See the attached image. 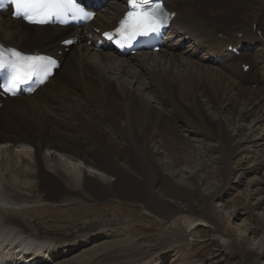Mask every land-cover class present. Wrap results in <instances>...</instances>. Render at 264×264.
Listing matches in <instances>:
<instances>
[{
	"label": "bare ground",
	"instance_id": "bare-ground-1",
	"mask_svg": "<svg viewBox=\"0 0 264 264\" xmlns=\"http://www.w3.org/2000/svg\"><path fill=\"white\" fill-rule=\"evenodd\" d=\"M256 1L262 5L257 15L236 12L232 19V12L227 20L220 17L224 11L219 15L212 9L214 4L203 15L205 11H199L202 7L196 0H169L167 8L175 14L170 29L177 42L170 40L157 53H136L131 58H121L107 47L97 52L87 46L88 41L95 43L100 37L95 30L112 29L126 10L116 0L98 11L85 34L26 26L11 20L8 12H0V41L5 45L52 52L61 50L58 43L64 36L77 38V45L62 55L56 78L30 96L2 101L0 248L6 249L0 264H50L92 243L95 234L73 243L41 235L29 217L23 216L27 207L42 201L41 194L52 199L66 190L61 185L67 181L77 185L82 181V189L93 199L140 196L149 200L156 213L168 216L173 210L154 191L160 183V190L168 187L202 201L201 210L187 204L183 220L188 231L198 225L219 229L213 198L220 191L204 196L199 183L195 190L188 189L182 174L195 177L197 169L188 172L180 166L188 167V158L202 168L207 156L200 148L206 150L215 142L213 149L222 156V173L227 179L238 142L246 139V134L256 140L259 133L253 127L264 126V79L252 81L249 77L264 71V0ZM185 41L202 57L181 54V42ZM229 45H240L243 52L229 57ZM245 65L250 75L243 72ZM234 121L240 125L231 130ZM109 179L114 182L110 184ZM19 199L22 202L18 203ZM14 239L18 248L23 240L38 253L27 263L18 262L21 252L13 255L14 249L9 247ZM224 241L237 242L231 238ZM91 258L89 254L79 263L97 261ZM64 264L76 263L69 259ZM116 264L152 262L140 258Z\"/></svg>",
	"mask_w": 264,
	"mask_h": 264
},
{
	"label": "rangeland",
	"instance_id": "rangeland-1",
	"mask_svg": "<svg viewBox=\"0 0 264 264\" xmlns=\"http://www.w3.org/2000/svg\"><path fill=\"white\" fill-rule=\"evenodd\" d=\"M113 2L108 1L109 4ZM196 3L202 7L199 11H205L203 15L207 13L206 8L214 4L215 8L212 9L219 15L224 11L225 14L220 17L227 20L232 12V19L237 17L236 12L240 16L244 15L243 12L250 16L257 15L262 6L256 0H214L212 3L196 0ZM174 41L176 43L177 39ZM188 42H181V54L201 58L202 53L195 52ZM247 72L244 70V73ZM257 74L248 76L252 81L264 79V71ZM248 76L245 79H250ZM239 125L234 121L231 130ZM247 126L253 127L251 124ZM255 130L260 135L256 136V140L248 138L246 134V139L238 142L239 148L230 160L232 172L227 179L222 173V156L213 149L215 142L210 144L211 148H200L207 156L202 168L195 167L188 158V167L180 166L186 167L188 172L197 169L195 177L187 172L182 174L188 189L195 190L199 183L204 196L220 191V195L213 198L219 229L211 225H198L192 232L188 231L189 227L183 220L187 204L201 210L202 201L196 195L191 197L168 187L160 190V183H157L154 191L170 211L173 210L168 216L156 213L151 209L149 200L140 196L122 199L113 195L93 199L82 189V181H78L80 185L63 182L61 186L67 189L59 191L52 199L41 194L42 203L36 202L27 207L23 216L29 217L30 223L41 235L57 237L63 242L73 243L86 234L96 235L92 243L82 245L77 252L53 259L50 264H64L69 259L80 264L79 261L89 254H92L91 260L98 261L92 264H116L139 261L140 258L148 259L152 264H264V126L255 125ZM80 140L85 143L83 139ZM159 166L162 167L160 162ZM178 169L175 168L176 171ZM109 180L110 184L114 182ZM37 188L40 193L42 188ZM138 189L141 187L138 186ZM19 202L22 201L19 199ZM105 233L110 234L103 237ZM229 238L237 242L226 243L224 239Z\"/></svg>",
	"mask_w": 264,
	"mask_h": 264
},
{
	"label": "snow or ice",
	"instance_id": "snow-or-ice-1",
	"mask_svg": "<svg viewBox=\"0 0 264 264\" xmlns=\"http://www.w3.org/2000/svg\"><path fill=\"white\" fill-rule=\"evenodd\" d=\"M14 9V14L28 19L33 17L48 18L58 14L62 9L79 11L75 8L74 0H8ZM130 11L120 23L117 34L126 40L158 32L166 23V13L161 3L151 0H128ZM43 22V20L37 21ZM111 38V37H109ZM5 66L4 57L0 54V68ZM14 75L12 85L23 82L25 78L41 70L38 62L31 58L16 62L12 65Z\"/></svg>",
	"mask_w": 264,
	"mask_h": 264
}]
</instances>
